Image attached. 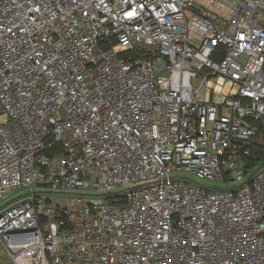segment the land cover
Segmentation results:
<instances>
[{"label":"built area","instance_id":"built-area-1","mask_svg":"<svg viewBox=\"0 0 264 264\" xmlns=\"http://www.w3.org/2000/svg\"><path fill=\"white\" fill-rule=\"evenodd\" d=\"M255 145L264 0H0L11 264H264Z\"/></svg>","mask_w":264,"mask_h":264},{"label":"rangeland","instance_id":"rangeland-1","mask_svg":"<svg viewBox=\"0 0 264 264\" xmlns=\"http://www.w3.org/2000/svg\"><path fill=\"white\" fill-rule=\"evenodd\" d=\"M178 175H185L189 178H192L193 180H195L196 182H198L199 184H204V185H208V186H220V187H228V188H231L233 187L234 185H228V184H222V183H215V182H209V181H205V180H202L200 178H198L197 176L195 175H192V174H182V173H178ZM9 201H1L0 202V208H2L4 205H6ZM1 247H3L1 244H0V251H1ZM5 254V253H4ZM6 255H0V262L4 264H11V262L5 257Z\"/></svg>","mask_w":264,"mask_h":264},{"label":"trees","instance_id":"trees-1","mask_svg":"<svg viewBox=\"0 0 264 264\" xmlns=\"http://www.w3.org/2000/svg\"><path fill=\"white\" fill-rule=\"evenodd\" d=\"M253 163L257 164V163H261L263 162L264 164V146H253ZM256 151V152H254Z\"/></svg>","mask_w":264,"mask_h":264},{"label":"crops","instance_id":"crops-1","mask_svg":"<svg viewBox=\"0 0 264 264\" xmlns=\"http://www.w3.org/2000/svg\"><path fill=\"white\" fill-rule=\"evenodd\" d=\"M1 202V201H0ZM5 253V251H4V249H3V247H1V251H0V255H6V254H4ZM6 258H7V256H5ZM8 259V258H7ZM9 260V259H8ZM4 261V260H3ZM3 261H2V263L0 262V264H4L3 263Z\"/></svg>","mask_w":264,"mask_h":264}]
</instances>
